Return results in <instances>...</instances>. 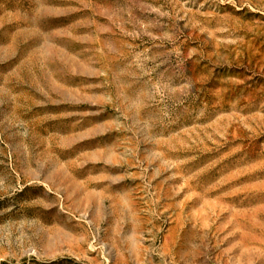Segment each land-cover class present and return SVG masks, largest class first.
<instances>
[{"label": "rangeland", "instance_id": "1", "mask_svg": "<svg viewBox=\"0 0 264 264\" xmlns=\"http://www.w3.org/2000/svg\"><path fill=\"white\" fill-rule=\"evenodd\" d=\"M0 264H264V0H0Z\"/></svg>", "mask_w": 264, "mask_h": 264}]
</instances>
